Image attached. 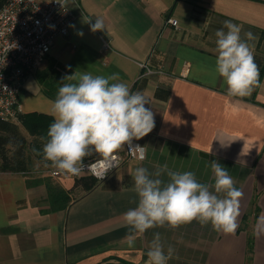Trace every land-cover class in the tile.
<instances>
[{
	"label": "crops",
	"instance_id": "0c3cea01",
	"mask_svg": "<svg viewBox=\"0 0 264 264\" xmlns=\"http://www.w3.org/2000/svg\"><path fill=\"white\" fill-rule=\"evenodd\" d=\"M71 6L69 33L57 37L47 61L21 82V112L51 114L56 98L45 92L44 75L117 73L119 81L110 83L141 92L155 127L134 140L145 146L146 158L126 159L101 181L89 174L0 171V264H104L121 262L119 257L147 264L157 232L165 254L173 249L167 264H264V234H255L264 218V0H72ZM96 19L103 20V31L91 30ZM225 20L241 27L242 39L246 32L256 37L248 43L261 87L247 97L228 96L215 71V32ZM142 63L155 71L142 74ZM211 160L243 192L234 234L197 220L175 229H130L124 213L138 205L131 175L137 167L153 173L166 164L214 184ZM45 177L69 193L66 207L51 209L46 183L40 182ZM160 178L169 179L166 172Z\"/></svg>",
	"mask_w": 264,
	"mask_h": 264
},
{
	"label": "clouds",
	"instance_id": "9594fccd",
	"mask_svg": "<svg viewBox=\"0 0 264 264\" xmlns=\"http://www.w3.org/2000/svg\"><path fill=\"white\" fill-rule=\"evenodd\" d=\"M103 28L101 19L91 25L93 32ZM240 34L241 27L230 20H225L223 27L215 32V71L223 78L230 97H247L254 88L261 87L259 68L248 43L256 37L246 32V39H242ZM66 79L76 82L62 83L59 87L51 105L54 123L49 126L48 140L43 146L44 159L51 162V167L72 176L90 168L103 178L118 165L116 153L125 145L130 156L144 160L145 146L133 144V140H140L155 127L154 114L145 107L149 104L146 97L141 92L130 91L123 82L110 83L119 81L117 73L104 77L75 72L61 82ZM94 155L98 158L86 164L85 158ZM210 167L214 184L198 182L191 171H171L166 164L158 166L153 173L137 167L131 175L138 205L124 213L127 225L144 233L153 227L167 225L175 229L197 220L202 225L210 223L216 232L234 234L243 192L234 186L233 178L218 161L211 160ZM165 172L169 177L167 182L160 178ZM255 234H264V218L258 221ZM127 242L133 245L131 235ZM172 252L169 246L165 254L161 234L154 233L147 264H167Z\"/></svg>",
	"mask_w": 264,
	"mask_h": 264
},
{
	"label": "built area",
	"instance_id": "2783aa9c",
	"mask_svg": "<svg viewBox=\"0 0 264 264\" xmlns=\"http://www.w3.org/2000/svg\"><path fill=\"white\" fill-rule=\"evenodd\" d=\"M71 1L4 0L0 6V118L16 122L19 120L21 82L28 73L41 65L57 37L69 33L75 18ZM166 21L178 24V20L173 17H168ZM141 66L145 68L142 74L155 71L146 63ZM133 144L143 146L134 140ZM116 155L118 165L103 178L90 168L83 170L78 176L61 173L53 167L46 172L52 176L72 177L89 174L101 181L119 168L126 159L133 158L128 153L127 145L125 154L119 151ZM97 158L85 159V163L90 165Z\"/></svg>",
	"mask_w": 264,
	"mask_h": 264
},
{
	"label": "trees",
	"instance_id": "16d2710c",
	"mask_svg": "<svg viewBox=\"0 0 264 264\" xmlns=\"http://www.w3.org/2000/svg\"><path fill=\"white\" fill-rule=\"evenodd\" d=\"M4 0H0V6ZM262 71V70H261ZM67 75L54 72L50 77L42 76L43 88L51 98H56L62 79ZM54 123L51 114L32 111L19 112V120L10 121L0 118V171L29 172L32 169V154L43 156L41 142L48 140L49 126ZM22 125L33 136L29 139L21 130ZM45 181L49 191L51 209L66 207L71 198L69 193L54 184L49 177L40 179ZM123 264H136L125 258H118Z\"/></svg>",
	"mask_w": 264,
	"mask_h": 264
},
{
	"label": "rangeland",
	"instance_id": "374dc122",
	"mask_svg": "<svg viewBox=\"0 0 264 264\" xmlns=\"http://www.w3.org/2000/svg\"><path fill=\"white\" fill-rule=\"evenodd\" d=\"M47 61V59L45 60ZM21 126V130L22 132L31 140L33 139V136L31 134H29V132L22 126ZM46 143V141L41 142V148L43 149L44 144ZM87 159V158H85ZM32 161H33V165H32V169L30 170L32 173L34 174H39V173H45L47 171V169L49 167H51V162L50 161H46L44 159V156L40 157H36L35 155L32 154ZM104 264H123L121 262H105Z\"/></svg>",
	"mask_w": 264,
	"mask_h": 264
}]
</instances>
